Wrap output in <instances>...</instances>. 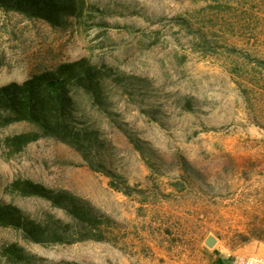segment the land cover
<instances>
[{
  "label": "rangeland",
  "instance_id": "1",
  "mask_svg": "<svg viewBox=\"0 0 264 264\" xmlns=\"http://www.w3.org/2000/svg\"><path fill=\"white\" fill-rule=\"evenodd\" d=\"M87 2L84 20L65 28L0 11V86L82 58L146 79L145 96L110 85L111 109L156 150L164 174H151L118 123L85 99L108 142L107 162L144 189L146 202L112 189L108 177L53 139L10 157L2 140L30 127L2 129L0 201L33 217H64L40 199L6 190L15 179H30L90 200L118 227L112 242L40 246L7 229L0 244L18 242L49 261L78 264H231L236 254L264 255V70L254 62L264 61V0ZM181 156L198 174L176 191ZM208 236L216 239L211 248Z\"/></svg>",
  "mask_w": 264,
  "mask_h": 264
},
{
  "label": "trees",
  "instance_id": "2",
  "mask_svg": "<svg viewBox=\"0 0 264 264\" xmlns=\"http://www.w3.org/2000/svg\"><path fill=\"white\" fill-rule=\"evenodd\" d=\"M90 5L87 0H0V11L18 13L29 19L41 20L53 28H65L73 21L84 20ZM255 65L264 70V61L255 58ZM147 80L116 71L107 64L93 63L86 58L63 62L52 68L33 73L23 82L0 86V130L15 124L30 129L8 135L3 146L11 157L41 139H53L76 150L93 171L109 178L112 189L144 203L145 191L133 186L127 178L109 165L106 159L108 142L98 124L91 120L83 107L87 100L93 111L115 123L111 109L110 85L130 97L145 96ZM192 110V102L184 103ZM150 116L153 112L146 111ZM155 119V117H154ZM140 153L151 174H164L156 150L149 142L134 137L120 123L117 125ZM159 157V158H158ZM178 177L172 183L181 191L183 181L192 173L198 174L188 160L180 157ZM10 193L37 198L52 209L61 211L60 217L51 211L33 217L11 202L0 201V230H13L21 237L40 246L71 245L84 241L112 242V230L118 223L87 200L67 189H55L30 179H15L7 187ZM220 264H230L219 259ZM78 264L69 261H49L28 251L18 242L0 244V264Z\"/></svg>",
  "mask_w": 264,
  "mask_h": 264
},
{
  "label": "built area",
  "instance_id": "3",
  "mask_svg": "<svg viewBox=\"0 0 264 264\" xmlns=\"http://www.w3.org/2000/svg\"><path fill=\"white\" fill-rule=\"evenodd\" d=\"M231 264H264V255L236 254Z\"/></svg>",
  "mask_w": 264,
  "mask_h": 264
},
{
  "label": "water",
  "instance_id": "4",
  "mask_svg": "<svg viewBox=\"0 0 264 264\" xmlns=\"http://www.w3.org/2000/svg\"><path fill=\"white\" fill-rule=\"evenodd\" d=\"M215 243H216V239H215L214 237H212V236H208V237L206 238V240H205V244H206L209 248L213 247Z\"/></svg>",
  "mask_w": 264,
  "mask_h": 264
}]
</instances>
